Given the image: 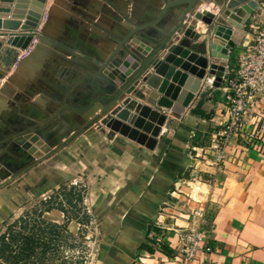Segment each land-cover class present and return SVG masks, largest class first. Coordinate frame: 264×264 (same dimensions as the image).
<instances>
[{
    "label": "crops",
    "instance_id": "crops-1",
    "mask_svg": "<svg viewBox=\"0 0 264 264\" xmlns=\"http://www.w3.org/2000/svg\"><path fill=\"white\" fill-rule=\"evenodd\" d=\"M2 1L0 0V9L6 10L7 8L1 7ZM165 2L166 0H47L40 24L41 28L46 23L49 24L46 43L42 45L43 51L24 66L18 78L16 76L17 81L24 88L28 87V83L41 86L45 73H49L48 63L53 61L55 53L61 54L54 49L50 39L68 42L70 34H73V30L79 31L80 26H86L84 33L88 41L81 38L77 40V64H80L82 58H87L92 65L103 64L120 47L124 40L123 34L130 33L138 22H143L141 16L146 14L150 5L161 4L163 7ZM240 6L236 10L226 7V13H214L217 17L213 21L216 24L214 32L238 39L236 35L239 31L233 27L230 17L232 13L244 8L242 4ZM200 8L204 10L206 17L220 10L211 2L201 3ZM251 15L248 13V17ZM255 19L257 20L253 22L264 21L263 8L258 9ZM206 23L200 22L196 30L205 31L209 28ZM163 37L161 34L159 36L156 26H151L131 37L125 46L127 52L122 50L121 53L138 56L147 47L154 46L151 42ZM248 37L250 35L246 32L242 41ZM23 39L31 41V47L25 53L21 51ZM37 44L36 36L12 39L0 35V73H6L2 74V83L7 82L14 74L18 60L27 57ZM188 45L192 44L185 47ZM203 45L197 43L194 45L195 49L190 51L181 45H173L174 50L179 52L173 54L177 57V67L198 76L194 64L207 58L202 54L205 49ZM239 52L238 48L232 52L231 63ZM116 58L120 59L119 56ZM102 74H92L80 66L62 68L56 76L59 85L48 81L47 91L44 87L41 88L39 94L30 100L32 104H37L33 108L35 112L31 111L33 115L19 113V119L6 122L2 115L6 114L5 110L12 111L9 105L12 96L24 91L19 84L12 85L14 95H2L0 100V149L4 144L6 148L13 140L26 137L33 132L31 127L35 131L40 130L41 127L37 125L38 117H51V110L56 112L59 105L66 104L79 112L92 108L97 102L96 97L103 96L99 92L106 86L101 78ZM139 90L145 92L146 97L140 94L130 97L153 106L151 100L158 97L157 93L145 86H141ZM107 102L104 100L96 104L101 109ZM256 110L258 116L253 119V123L257 121V127H260L257 142L250 144L234 139L219 159L210 146L215 126L223 121L224 91L223 87L215 89L205 84L204 80L183 115L174 116L163 111L167 118L166 124L169 119L173 121L169 129H166V124L163 127L154 150L99 127L107 121L108 114L103 115L95 124L101 128V134L97 131L93 135L89 130L91 128H86L67 143L64 146L68 145L67 149L82 145L80 155H88L89 158L81 159L86 166L79 170L78 175L87 180L84 181L88 187L95 219L93 222L97 224L96 233L92 236L96 252L92 263L200 264L197 260L184 262L177 256L179 236L174 230L193 227L204 234L205 247L212 248L211 252L203 256L205 264H264V95ZM55 123H58L57 128L63 129L58 137L69 128L59 118ZM95 135L97 139L94 143L91 138ZM98 135L101 137L98 138ZM4 152L5 150L0 152V159L8 161L11 155L3 158L2 155L6 154ZM18 179L0 189L2 219L11 215L7 212L12 208L10 200L19 192ZM65 182L63 179L59 183ZM194 212L199 215H194ZM157 224L171 230L160 229Z\"/></svg>",
    "mask_w": 264,
    "mask_h": 264
},
{
    "label": "water",
    "instance_id": "water-1",
    "mask_svg": "<svg viewBox=\"0 0 264 264\" xmlns=\"http://www.w3.org/2000/svg\"><path fill=\"white\" fill-rule=\"evenodd\" d=\"M247 1L249 0H230L226 5L222 0H166L163 7H161V4L150 5L146 14L141 16L143 22H138L137 27L133 28L130 33L123 34L124 40L121 42L120 47L109 56L106 62L101 65L98 64L99 66L92 65L87 58V60L82 58L80 64H77V60H79L75 55L77 40L81 38L83 41H88L84 33L86 26H80L79 31L73 30L68 42L63 43L62 41L50 39L54 49L61 54L55 53L53 55V61L47 65L49 73H45L41 86H32L28 83V87L24 88L17 81V78L22 74L21 71L24 66L34 60L40 51H43L42 45L46 43L48 37L49 24L46 23L40 30L41 32L36 30L43 19L47 0H3L1 7L7 9H0V35L12 39L35 35L38 44L27 57L18 60L17 68L7 82L2 83L1 79L2 74L5 75L6 73H0V100H2V95L8 97V95L14 93L12 85L19 84L20 88L24 89V91L22 90V92L15 93V96H12L13 99L9 103L12 111L5 110L6 114L2 115V119L6 122L8 120L15 121L20 118L19 113L26 116L33 115L31 111H34L33 108H36L37 104H32L30 100L39 94L41 88L44 87L47 91L48 81L59 85L56 76L60 70L73 66H80L92 74L95 72L103 73L101 78L106 82V86L102 87L104 95L97 98L96 101L107 100L108 102L101 109L96 102L92 108H86L81 112L66 104L59 105L56 112L51 110V117H38L37 125L41 127L40 130L30 132L26 137L18 140V144L23 151L35 160L18 171H14V169L0 161V189L47 157L58 152L105 114L109 115L105 122L108 129L145 146L149 150H154L167 121L163 111H167L174 116L183 115L199 92L203 80L205 84L215 89H221L226 68L232 57L231 54L242 41V38L238 41L232 35H220L219 32H214L216 24H213V21L217 17L214 13H210L209 17H206L204 10L200 8L201 3H214L222 11L221 8L224 9L226 6L233 10L239 4H242L245 9L247 8ZM250 6H253V4H250ZM3 11L6 12L3 13ZM200 22H207L209 28L205 31L201 29V32H198L196 29ZM151 26H156L159 30V36L161 34L164 37L156 40V42H151L154 46L147 47L138 56H126V54H123L124 52L121 53L122 50L127 52L125 46L131 37L138 35ZM245 31H248L246 26ZM189 43L192 45L185 47ZM197 43L204 44L205 49L202 54L207 56V58L205 57L204 60L200 61L201 65L202 63L207 64L203 76H195L178 68V62H173L172 58L174 53H179L174 50L173 45H181L190 51V49H195L194 45ZM117 56L120 59H117ZM141 86L157 93L158 97L151 100L153 106H148L140 100L130 97V95L136 97L138 94L146 97L145 92L139 90ZM99 109L100 113L97 114ZM36 116L39 115L36 114ZM57 118L69 126L73 133L64 142L53 148L51 142H54L63 130L61 127L57 128L58 123H55ZM172 121V119L168 120L165 126L166 129H169ZM51 126H55L57 129L55 128L47 139L45 134ZM33 129L30 128V130ZM24 145H27V148ZM28 149L35 151V154Z\"/></svg>",
    "mask_w": 264,
    "mask_h": 264
},
{
    "label": "rangeland",
    "instance_id": "rangeland-1",
    "mask_svg": "<svg viewBox=\"0 0 264 264\" xmlns=\"http://www.w3.org/2000/svg\"><path fill=\"white\" fill-rule=\"evenodd\" d=\"M229 1L222 0L225 4ZM246 3H248L246 4L247 8L232 13L230 17L232 22L229 21L242 36L246 34L245 26L249 28L253 21L257 20L255 17L258 9L260 7L264 9V0H249ZM240 5L236 8L241 7ZM236 8L233 9L236 10ZM221 10L222 13L228 11L227 8H221ZM216 12L219 13L220 10L213 13ZM248 13L252 15L248 17ZM40 28L41 25L36 27V30H40ZM22 42L21 51L25 53L31 47V41L23 39ZM172 58L173 61L178 62L175 55ZM200 63V61L196 62L194 66H196L198 75L203 76L207 64L202 63L201 65ZM99 93L104 95L103 91ZM97 120L87 127L91 128L89 130L93 135L97 134V131L101 134V128L108 129L105 122L99 126L101 127L99 129L95 125ZM19 129L18 125L17 130ZM108 130L111 132L110 129ZM15 131L14 128L13 132ZM72 133L71 128L65 129L63 134L51 142V146L57 147ZM99 137L101 136L98 135ZM96 139L95 135L91 141L95 143ZM26 146L24 145L25 148H27ZM67 146L44 159L38 164V167L35 165L34 170L32 167L19 177V183H17L19 192L10 200L12 208L7 212L11 215L6 219L0 218L2 224L0 228V264H83V262L93 264L96 252L92 236L96 233L97 224L93 222L95 219L89 200L88 187L84 181L86 178L78 175L79 170L86 166L81 162V159L89 160V158H87L88 155H80L82 145L79 144V147L74 149L70 147L67 149ZM18 147V139L13 140L9 147L5 148L4 144L0 152L5 150L4 153L12 156L15 148ZM6 154L2 155L3 158H6ZM10 160L9 158L8 161L5 160L6 164L14 171L23 167V165L19 167L11 165ZM29 160L32 162L35 159L29 156ZM2 162L5 163L3 160ZM63 179L66 182L59 183ZM79 224L82 226L79 227ZM3 236H5L4 240H2Z\"/></svg>",
    "mask_w": 264,
    "mask_h": 264
},
{
    "label": "built area",
    "instance_id": "built-area-1",
    "mask_svg": "<svg viewBox=\"0 0 264 264\" xmlns=\"http://www.w3.org/2000/svg\"><path fill=\"white\" fill-rule=\"evenodd\" d=\"M247 32L250 37L236 47L240 52L233 63L230 60L225 72L222 86L225 113L223 121L215 126L210 146L218 159L232 140L255 144L260 137V127L253 119L258 116L256 108L264 95V21L253 22ZM194 215L199 213L194 212ZM156 226L171 230L159 224ZM174 231L179 236L177 256L184 262L197 260L205 264L203 256L212 248L205 247L204 234L193 227Z\"/></svg>",
    "mask_w": 264,
    "mask_h": 264
},
{
    "label": "flooded vegetation",
    "instance_id": "flooded-vegetation-1",
    "mask_svg": "<svg viewBox=\"0 0 264 264\" xmlns=\"http://www.w3.org/2000/svg\"><path fill=\"white\" fill-rule=\"evenodd\" d=\"M13 155H12L13 157L11 156V158H10L13 161V162H11V165L13 164L16 167L23 165V167H24L25 165L30 163L29 156L25 153V151L22 150L21 146H19L18 148H15V152L13 153ZM6 156H7V154H6ZM25 158H26V160H25ZM0 161L2 162L1 159H0Z\"/></svg>",
    "mask_w": 264,
    "mask_h": 264
},
{
    "label": "bare ground",
    "instance_id": "bare-ground-1",
    "mask_svg": "<svg viewBox=\"0 0 264 264\" xmlns=\"http://www.w3.org/2000/svg\"><path fill=\"white\" fill-rule=\"evenodd\" d=\"M41 30H42V28H41ZM236 37L238 39H241L242 38V35L237 34ZM55 128H56L55 126H51L50 128H48V130L46 131V134H45L47 139L52 134V132L55 130ZM47 134H49V135H47Z\"/></svg>",
    "mask_w": 264,
    "mask_h": 264
},
{
    "label": "trees",
    "instance_id": "trees-1",
    "mask_svg": "<svg viewBox=\"0 0 264 264\" xmlns=\"http://www.w3.org/2000/svg\"><path fill=\"white\" fill-rule=\"evenodd\" d=\"M25 160H26V158H25ZM4 239H5V236L2 237V240H4Z\"/></svg>",
    "mask_w": 264,
    "mask_h": 264
}]
</instances>
